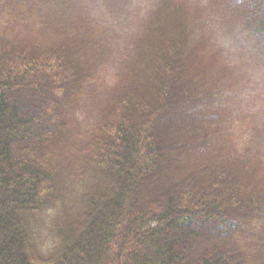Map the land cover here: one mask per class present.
I'll list each match as a JSON object with an SVG mask.
<instances>
[{"label": "trees", "instance_id": "1", "mask_svg": "<svg viewBox=\"0 0 264 264\" xmlns=\"http://www.w3.org/2000/svg\"><path fill=\"white\" fill-rule=\"evenodd\" d=\"M236 1L250 14L264 13V0ZM20 2L36 4L0 0V15ZM260 23L264 32V19ZM183 29L167 16L164 25L138 34L135 50L125 49L136 60L134 70L115 73L105 120L99 117L84 132L70 129L69 121L101 83L108 85L103 39L82 27L44 49L1 45L0 264L259 262L243 244L251 228L264 229L254 224L259 210L247 193L249 161L240 158L201 180L188 176L199 184L194 195L178 194L165 181L175 152H186L176 133L187 104L206 121L215 114L200 97L202 86L177 85L173 64L194 50L178 34ZM191 142L210 145L211 135L196 133ZM171 194L195 197L194 208L172 212L180 208L169 202ZM67 201L70 210L55 222L59 246L44 250L34 241L33 222Z\"/></svg>", "mask_w": 264, "mask_h": 264}, {"label": "rangeland", "instance_id": "2", "mask_svg": "<svg viewBox=\"0 0 264 264\" xmlns=\"http://www.w3.org/2000/svg\"><path fill=\"white\" fill-rule=\"evenodd\" d=\"M82 6L83 12L71 10V20H86L96 36L103 39L105 50L101 55V66L107 71V84L113 83L115 73L123 67L128 68L126 47L137 45L134 38L140 28L153 24L156 13L166 7L167 0H69ZM171 9L186 8L196 14L201 22L208 46L217 53L220 63L229 70L233 79V97L229 113L231 144L222 140L220 133L215 132V139L222 149L223 156L214 163L231 166L238 155L246 158L259 154L264 169V87L260 85L264 76L262 52L247 32L233 28L240 25L237 9L225 0H171ZM22 11V10H21ZM18 10L13 13H18ZM88 15L90 18H88ZM36 13L31 15L4 13L0 17V42L6 40L18 47L37 43L41 34V25ZM56 16L48 12L47 18ZM111 29H107V27ZM228 38L227 46L217 41V35ZM55 38L53 31H46L41 36L44 41ZM30 42V43H29ZM38 44V43H37ZM218 68V67H217ZM216 68V69H217ZM80 117L77 125L71 121L72 130L86 131L95 125L99 118L98 101H86L78 111ZM213 129L210 126L199 127V131ZM256 156V155H255ZM179 166H183L177 161ZM82 189L80 188V191ZM183 204L176 203L180 208ZM71 202L39 215L33 222L36 229L34 241L44 250L58 247V236H55V222L62 219L63 210H70ZM260 240H247L246 250L259 262L264 263V235ZM253 262L252 264H259Z\"/></svg>", "mask_w": 264, "mask_h": 264}, {"label": "clouds", "instance_id": "3", "mask_svg": "<svg viewBox=\"0 0 264 264\" xmlns=\"http://www.w3.org/2000/svg\"><path fill=\"white\" fill-rule=\"evenodd\" d=\"M216 38H217L218 43H220L222 46H225V47L227 46L228 38L225 35L218 34Z\"/></svg>", "mask_w": 264, "mask_h": 264}]
</instances>
